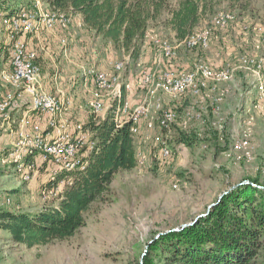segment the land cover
I'll list each match as a JSON object with an SVG mask.
<instances>
[{
    "label": "rangeland",
    "instance_id": "obj_1",
    "mask_svg": "<svg viewBox=\"0 0 264 264\" xmlns=\"http://www.w3.org/2000/svg\"><path fill=\"white\" fill-rule=\"evenodd\" d=\"M218 11L231 12L239 21L264 26V0H251L243 12L226 3L221 4ZM71 16L72 24L65 32L67 47L73 43L69 42L67 34L71 25L78 28L77 31L83 29L73 19L74 15ZM212 17L203 19L198 28L210 25ZM147 33L149 36L170 37L158 23H152ZM82 34V39L76 43L79 50L83 43L80 58L83 56L86 64L111 70L115 62L128 61L130 63H125L124 74H132L130 80L134 84L135 95L143 91L136 82L137 67L129 58L124 59L125 55L113 46L104 48L90 30ZM210 39L209 50L178 49V56L167 65L174 67L175 61L181 59L185 65L178 67L190 68L199 60L207 62L206 57L210 54L218 53L216 58L222 59L221 66H232L240 55L251 53L249 45L252 42L257 45L259 37L243 29L240 23L233 22L223 29H213ZM147 40L150 42L149 38ZM260 50L264 54V50ZM59 60L61 63H58L57 71L50 67V75L57 72L58 79L65 76L63 58L54 61ZM45 62L52 63L49 56ZM244 71L236 69L232 71L230 80L219 84L214 91L206 88L200 95L185 99L191 104L189 110L199 112L201 117L186 120L185 124L178 118L170 131H162L171 148L168 158L159 157L154 141L141 139L138 144L135 142L136 152L146 155L145 162L132 170L115 174L110 187V201L100 205L97 211L88 213L86 225L73 236L26 247L14 243L8 232L0 229V264H143L142 258L150 243L160 234L183 223H190L195 216L205 213L229 186L245 178L248 181L258 179L264 185V101L260 102V110L255 108L258 92L254 89L251 76ZM73 73L76 74L75 71ZM218 92L224 93L219 103L213 100ZM162 98L163 108L172 107L179 111L175 110L177 114L183 111L179 107L180 102L176 101L178 99L169 96ZM154 131L158 133L157 126ZM181 132L196 136L203 143L177 145ZM238 139H246L248 147L236 149L234 142ZM5 140L0 138L1 142ZM5 148L4 144H0V208L26 210L52 203L53 200L56 203L60 194L44 199L39 190L44 178L46 180L49 175V171L44 170L45 165L33 173L31 180L24 181L7 155L11 147ZM48 185L54 187L56 184ZM64 186L60 185L61 190ZM7 198L10 199L9 203Z\"/></svg>",
    "mask_w": 264,
    "mask_h": 264
},
{
    "label": "trees",
    "instance_id": "obj_2",
    "mask_svg": "<svg viewBox=\"0 0 264 264\" xmlns=\"http://www.w3.org/2000/svg\"><path fill=\"white\" fill-rule=\"evenodd\" d=\"M40 1L46 3L51 10L79 14L83 26L93 33L104 48L107 45L113 46L127 55L135 67L146 41L153 51V43L150 39L151 43L147 40V31L152 23L160 24L172 34V38L181 40L198 29L203 19L213 16L221 4L226 3L243 12L251 3V0ZM19 2L20 0H0V9L12 12ZM195 49L206 51L210 46L205 50ZM3 52L4 58L9 61L10 43ZM178 52L171 59L165 60L164 65L177 70H189L192 66L180 68L177 60L174 64L178 68L167 65V62L178 56ZM207 63L220 67L209 61ZM182 97L184 99L176 100L180 102V109H190L188 107L191 104L185 99L193 96L186 94ZM167 108L174 110L172 107ZM113 115L110 112L104 118L92 116L94 118L83 124L93 132L95 147L87 155L85 167L72 174L71 183L63 187L56 203L53 200L52 203H43L26 210L0 208V229L8 232L10 240L32 247L67 239L86 225L88 213L97 211L100 205L110 201V187L115 174L132 170L138 165L135 142L138 144L141 141L145 129L142 124L139 133L132 134L130 123L116 126ZM186 133L178 134L177 140L180 143L177 145L203 143L202 140L198 141V137ZM34 160L35 168L31 172V179L33 173L43 167L41 165H45L44 170L48 171L46 163L37 162L36 158ZM66 174H60L58 179L67 176ZM48 180L49 175L39 190L49 184ZM249 181L251 183H241L228 190L205 216L199 217L193 224L178 231L160 234L148 245L142 263L264 264V189L258 187L263 185L258 179Z\"/></svg>",
    "mask_w": 264,
    "mask_h": 264
},
{
    "label": "built area",
    "instance_id": "obj_3",
    "mask_svg": "<svg viewBox=\"0 0 264 264\" xmlns=\"http://www.w3.org/2000/svg\"><path fill=\"white\" fill-rule=\"evenodd\" d=\"M233 22L255 33L259 37L255 48L264 50V26L239 21L235 14L226 11L216 12L210 25L194 30L181 40L149 36L147 33L155 49L153 46L149 66L137 64L139 71L136 82L143 90L139 102L132 106L124 97V91L129 92L134 84L131 81L122 82L126 62L120 60L113 64L111 70L80 67L81 77L85 85L90 87L85 106L94 116H100L106 107L113 109L116 126L129 122L132 134H138L143 124L145 129L141 139L154 141L162 159L171 155L169 141L162 131H170L178 118L185 124L186 120L201 117L199 112L194 113L189 109L177 114L175 110L163 108V96L178 99L186 94L193 97L200 95L206 88L214 91L219 84L230 80L232 71L243 69L251 76L254 89L258 92L255 108L260 110V102L264 101V54H242L232 66L226 64L213 67L203 60L197 61L189 70H177L164 65V61L174 57L178 49H208L212 30L223 29ZM70 23V12L46 10L40 0H33L31 8L20 5L12 12L0 9V35L5 33L10 43V70L0 71L1 81L10 88L0 95V134L11 128V111L18 107V100L25 93L29 96L31 109L19 118L15 141L7 155L14 170L24 181L31 179V172L35 168L34 158L46 163L48 181L56 185L42 187L40 193L44 199L57 196L61 192L60 185L71 183L72 174L85 167L87 155L96 144L90 129L67 117L68 98L58 97L41 87L42 64L39 62V51L29 41L32 35L57 29L62 32L59 43L64 50L67 43L65 32ZM218 93L213 97L217 103L222 101L224 95L223 92ZM155 126L158 133L154 131ZM234 143L236 149L247 148L249 145L246 139H238ZM135 157L138 165L146 160L142 152H136ZM62 173L71 175L58 181Z\"/></svg>",
    "mask_w": 264,
    "mask_h": 264
},
{
    "label": "crops",
    "instance_id": "obj_4",
    "mask_svg": "<svg viewBox=\"0 0 264 264\" xmlns=\"http://www.w3.org/2000/svg\"><path fill=\"white\" fill-rule=\"evenodd\" d=\"M31 0H20V2L14 7V10L20 6H30L33 5V2H30ZM30 3V4H29ZM29 4V5H28ZM33 7V6H32ZM44 9H50V7L43 3ZM75 18V21L77 22L78 26H82L83 29L74 28L73 25H71V29L68 31L69 35V42L72 41V44H69L70 46H66L64 50H62L60 43H59V36L62 34L57 29H54L53 31H43L38 35H32L29 39L31 46L36 47L39 51V62L42 64V78H41V87L48 91L49 93L55 94L58 97H64L68 98V106H67V117L71 119L73 122H81L82 124H86L90 118H94V116L91 112H89L88 108L85 106V103L87 101V98L89 97V91L90 87L85 85L84 78L81 77L80 74V67L81 66H89L85 63V58L82 56L80 58V53H82L83 43L81 45L80 50L77 48V43L82 39V32H86V28L82 24L81 16L79 14H73ZM72 21V16H71ZM72 24V22H71ZM92 33V32H91ZM170 37H172V34L168 32ZM66 35V34H65ZM77 42V43H76ZM9 44V40L5 33L0 35V71L3 69L10 70V65L8 59L4 58V52L3 49L5 46ZM111 46V45H110ZM108 46V47H110ZM256 44L254 42L250 43L249 45V51L253 54H262V51L260 49L255 48ZM219 54L215 53L214 55L210 54L206 58L209 62H212L215 66H221V60L219 58H216ZM49 56L52 63L49 64L45 62L46 57ZM63 58V66L65 70V76H61L58 79L57 72L50 75V67H53V70H58V63H61V61L55 62L54 60L56 58ZM128 56L125 55L123 58H127ZM152 59V47L151 45L147 44V41L144 43L142 50H141V56L137 62L139 63H150ZM180 61L177 62L179 64L178 66H184L185 62L179 59ZM129 64L130 62H126ZM45 64V67L44 65ZM136 64L137 70L138 66ZM60 65V64H59ZM75 65V66H74ZM99 69V68H97ZM100 70H109V69H100ZM73 71L76 72V74L73 73ZM71 73V75H69ZM69 75V76H68ZM131 73H128L127 76L124 74V71L122 72V82L131 81ZM133 84V82H132ZM7 89H10L6 84H4L0 79V95L3 94ZM142 91L140 90L135 95V89L132 87V89L129 92L124 91V97L129 99L132 106L137 104L142 96ZM164 97V96H163ZM18 107H14L11 111V128L7 132H3L0 134V138L6 139L5 141L1 142L0 144H4V148H9L15 141V131L17 128V122L19 118L27 113L31 107H30V99L29 96L25 93H22L21 98L18 100ZM110 112H113V109H105V111L100 115L101 118L106 117ZM106 115V116H103ZM98 116V117H100ZM5 148V149H6ZM36 161H39L38 158H36ZM40 162V161H39ZM45 181V178H44ZM43 181V182H44Z\"/></svg>",
    "mask_w": 264,
    "mask_h": 264
},
{
    "label": "water",
    "instance_id": "obj_5",
    "mask_svg": "<svg viewBox=\"0 0 264 264\" xmlns=\"http://www.w3.org/2000/svg\"><path fill=\"white\" fill-rule=\"evenodd\" d=\"M241 183H251V182L248 181V180H244V181H242V182H238V183H236V184L230 186V187L228 188V190L233 189L234 187H236L237 185H239V184H241ZM258 187L264 189V187H262V186H258ZM228 190H227V191H224L222 194H220V195L218 196L216 202H218V200L222 197V195L225 194V193H227ZM213 205H214V203L210 204L209 207H211V206H213ZM209 207L207 208V210H206L205 213H202V214H199V215L195 216L194 219H193L190 223H183V224H181L180 226H178V227H176V228H173V229H171V230H168V231H178V230H180V229H182V228H184V227H186V226H188V225H191V224L194 223L199 217L205 216V215L208 213Z\"/></svg>",
    "mask_w": 264,
    "mask_h": 264
}]
</instances>
